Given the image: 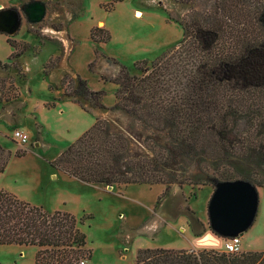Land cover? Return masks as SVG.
<instances>
[{
    "label": "trees",
    "instance_id": "16d2710c",
    "mask_svg": "<svg viewBox=\"0 0 264 264\" xmlns=\"http://www.w3.org/2000/svg\"><path fill=\"white\" fill-rule=\"evenodd\" d=\"M121 1L112 0L110 8ZM203 2L208 6L181 22L185 34L177 47L150 65L136 64L141 74L120 65L110 80L118 89L109 110L137 117L166 136L132 135L118 120L100 115L49 162L53 171L86 184L164 185L157 204L174 184L214 187L244 179L264 188V0ZM91 36L96 43L111 39L102 27ZM63 89L87 112L82 100L108 109L104 92L91 90L79 75L66 77ZM10 158L0 144V178ZM83 223L70 212H49L0 190V246L37 247L35 264L90 261ZM136 264H264V252L145 248L138 250Z\"/></svg>",
    "mask_w": 264,
    "mask_h": 264
},
{
    "label": "rangeland",
    "instance_id": "374dc122",
    "mask_svg": "<svg viewBox=\"0 0 264 264\" xmlns=\"http://www.w3.org/2000/svg\"><path fill=\"white\" fill-rule=\"evenodd\" d=\"M203 1L123 0L110 8L112 0H0V11L16 8L22 16L17 34L0 32V144L11 152L1 188L49 212L83 218L81 229L92 252L85 264H136L138 250L145 248H224V238L217 235L205 241L181 237L190 226L202 235L199 222L209 224L212 185H170L157 204L164 185H113L110 190L53 171L49 163L100 115L118 120L132 135L166 136L144 127L137 117L109 110L118 89L110 80L118 77L120 65L141 74L136 64L150 65L177 47L185 34L181 22L192 10L207 7ZM95 27L108 30L111 39L94 42ZM76 75L91 90L104 92L102 103L108 109L82 100L87 112L65 96L64 79ZM16 130L29 134L26 145L14 138ZM18 151H26L25 156L18 157ZM258 192L257 217L241 236L243 252H264V188ZM37 252L34 246H0V264H35Z\"/></svg>",
    "mask_w": 264,
    "mask_h": 264
},
{
    "label": "water",
    "instance_id": "95a60500",
    "mask_svg": "<svg viewBox=\"0 0 264 264\" xmlns=\"http://www.w3.org/2000/svg\"><path fill=\"white\" fill-rule=\"evenodd\" d=\"M41 15L43 16V12ZM21 26V13L16 8L0 11L1 33L15 35ZM108 188L111 190L113 186ZM258 208V187L250 181H217L208 205L209 226L215 234L224 239L242 236L252 227Z\"/></svg>",
    "mask_w": 264,
    "mask_h": 264
},
{
    "label": "crops",
    "instance_id": "0c3cea01",
    "mask_svg": "<svg viewBox=\"0 0 264 264\" xmlns=\"http://www.w3.org/2000/svg\"><path fill=\"white\" fill-rule=\"evenodd\" d=\"M137 15H138V17H139V15H141V13L139 12V13H137ZM1 180H2V177H1V179H0V182H1ZM0 188H1V184H0ZM0 190H5V189H0ZM20 196H21V194H19ZM19 197V196H18ZM20 198V197H19ZM21 199V198H20ZM25 201H27V200H25ZM27 202H29V201H27ZM29 203H31V204H33L32 202H29ZM65 204V203H64ZM35 205V204H34ZM42 206V205H41ZM43 207V206H42ZM44 208V207H43ZM55 211H57V210H55ZM208 219H209V217H208ZM199 225L201 226V232L203 233L202 235H198V234H196V230H193V228H192V226H190V227H188L187 229H185L184 228V230H182L181 232H182V234H181V237H182V240H187V241H189V240H192V241H196V240H202V241H205V240H207L208 238H213V237H217L216 236V234H214L211 230H210V227H209V224H208V220H207V223H205V222H199ZM176 231H177V229H175ZM218 238V237H217ZM221 238V237H220ZM206 244H208V242L206 243ZM212 248H214V249H217V250H219V251H223L224 250V248L223 247H221V248H216V246H214V245H211V246H206V245H203V246H201V247H199V246H194L193 245V247L192 248H187V249H184V250H196V251H201V250H205V249H212Z\"/></svg>",
    "mask_w": 264,
    "mask_h": 264
},
{
    "label": "built area",
    "instance_id": "2783aa9c",
    "mask_svg": "<svg viewBox=\"0 0 264 264\" xmlns=\"http://www.w3.org/2000/svg\"><path fill=\"white\" fill-rule=\"evenodd\" d=\"M14 138L22 145H26L30 141L29 134L23 130H16ZM241 244V236L225 239L224 248L227 253L240 254L243 252ZM81 264H85V261H82Z\"/></svg>",
    "mask_w": 264,
    "mask_h": 264
},
{
    "label": "bare ground",
    "instance_id": "6f19581e",
    "mask_svg": "<svg viewBox=\"0 0 264 264\" xmlns=\"http://www.w3.org/2000/svg\"><path fill=\"white\" fill-rule=\"evenodd\" d=\"M141 15H139V17H140Z\"/></svg>",
    "mask_w": 264,
    "mask_h": 264
},
{
    "label": "flooded vegetation",
    "instance_id": "af4514ba",
    "mask_svg": "<svg viewBox=\"0 0 264 264\" xmlns=\"http://www.w3.org/2000/svg\"><path fill=\"white\" fill-rule=\"evenodd\" d=\"M21 19H22V16H21Z\"/></svg>",
    "mask_w": 264,
    "mask_h": 264
}]
</instances>
